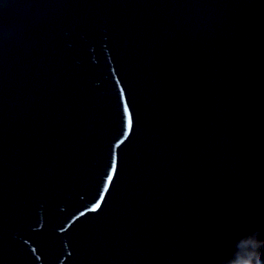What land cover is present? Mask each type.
Returning <instances> with one entry per match:
<instances>
[{
    "label": "water",
    "instance_id": "95a60500",
    "mask_svg": "<svg viewBox=\"0 0 264 264\" xmlns=\"http://www.w3.org/2000/svg\"><path fill=\"white\" fill-rule=\"evenodd\" d=\"M257 240L264 0H0V264H250Z\"/></svg>",
    "mask_w": 264,
    "mask_h": 264
},
{
    "label": "clouds",
    "instance_id": "9594fccd",
    "mask_svg": "<svg viewBox=\"0 0 264 264\" xmlns=\"http://www.w3.org/2000/svg\"><path fill=\"white\" fill-rule=\"evenodd\" d=\"M255 244H256V257L252 259L250 264H264V252L260 251L261 248H264V241L257 240Z\"/></svg>",
    "mask_w": 264,
    "mask_h": 264
}]
</instances>
